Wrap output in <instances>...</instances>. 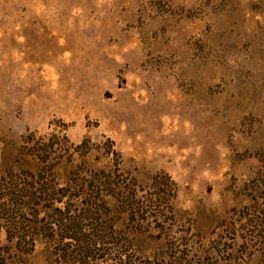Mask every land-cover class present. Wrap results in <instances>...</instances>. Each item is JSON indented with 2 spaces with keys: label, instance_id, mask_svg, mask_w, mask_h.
<instances>
[{
  "label": "rangeland",
  "instance_id": "rangeland-1",
  "mask_svg": "<svg viewBox=\"0 0 264 264\" xmlns=\"http://www.w3.org/2000/svg\"><path fill=\"white\" fill-rule=\"evenodd\" d=\"M54 133L70 151L51 174L18 160ZM114 167L157 208L107 198L130 245L93 264H264V0H0V181L38 195ZM34 200L3 202L0 264H60L75 245Z\"/></svg>",
  "mask_w": 264,
  "mask_h": 264
},
{
  "label": "trees",
  "instance_id": "trees-1",
  "mask_svg": "<svg viewBox=\"0 0 264 264\" xmlns=\"http://www.w3.org/2000/svg\"><path fill=\"white\" fill-rule=\"evenodd\" d=\"M58 138L59 135L54 133L52 134V138L47 143H44L42 142L43 138L34 140L33 134L28 135L19 149L18 160L23 161L24 157L32 156L36 158L37 163L41 167L40 171L43 174H51L53 169L58 167L52 163L51 155L64 154L70 151L66 146L67 144L61 143L62 141H59ZM64 140H66L65 137ZM30 141L32 145L29 144ZM111 149L112 152L117 153L112 147ZM118 172L119 169L116 167L108 169L96 168L91 170L90 174H87L88 176L79 179V181H83L85 184H75L70 190L66 188H54L52 186L45 188L43 184L38 195L31 192L30 185L18 188L20 184L18 181L7 183L8 185L0 181V186L3 185L4 190L9 191L6 194H0V209H4L3 205L5 203L3 202L6 200L16 205H20L23 200L31 201V203L33 201L34 204V199H40L44 203L52 201L49 206L50 215L58 221L61 227V233L56 236L58 238H55L56 241L58 243H63L64 240L75 242V245H71L69 242L63 243V249L59 252L60 264H93V261L97 258L96 255L100 253H103L104 258L107 256L105 259H114L109 257L113 252L112 249L107 248V245H114V252L119 253L121 250H128L130 242L127 238L120 239V234L115 233L113 230L114 218L110 219V221L106 219L107 214L115 213V211L111 212V210L106 212V206L115 209V206H109L106 199L121 203L122 208L132 211L133 214L140 212L148 213V209L151 208L150 205H153L152 211H156L157 208V202H155L157 200L156 196L150 199L139 198L137 197V189L130 183H127L126 188L121 191L122 188L118 187ZM159 197L161 198L160 194ZM64 198L69 200L66 202V207L63 209L54 207L55 203L62 202ZM119 198L124 199L119 201ZM118 203L117 205H119ZM36 237L19 234H9L7 236L8 240L15 243L18 247L24 243L35 242ZM127 261L125 259L124 262L126 264H135L136 260H130L129 258L128 263ZM175 264H187V261L180 258ZM188 264L194 263L188 262Z\"/></svg>",
  "mask_w": 264,
  "mask_h": 264
}]
</instances>
